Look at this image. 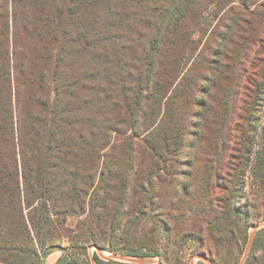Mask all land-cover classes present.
I'll list each match as a JSON object with an SVG mask.
<instances>
[{"label": "trees", "instance_id": "1", "mask_svg": "<svg viewBox=\"0 0 264 264\" xmlns=\"http://www.w3.org/2000/svg\"><path fill=\"white\" fill-rule=\"evenodd\" d=\"M261 216L264 0H0V264H225Z\"/></svg>", "mask_w": 264, "mask_h": 264}, {"label": "rangeland", "instance_id": "2", "mask_svg": "<svg viewBox=\"0 0 264 264\" xmlns=\"http://www.w3.org/2000/svg\"><path fill=\"white\" fill-rule=\"evenodd\" d=\"M243 200H244V198L240 197L238 199V203H242ZM261 221H264V217L263 216H261L259 218V220H257L255 223L258 224ZM66 222H67V224L69 226H73L75 224V219L69 218V219L66 220ZM253 227H254V225L251 226V228L249 229V233L253 229ZM247 241H248V239H247ZM61 244L62 245H67V241L63 240ZM246 245H247V242H246V244L244 246L243 251L242 250H236L234 252L232 258L228 259V262L227 261L224 262L223 260L222 261L225 264H239V262L241 261L243 255H244ZM251 247H252V244H251ZM251 247H250V250H251ZM250 250H249V252L247 254V257H246V260H245L244 264L247 261V258H248L249 254H250ZM95 251H97V249L94 246L89 247V250H88V253H87V258L83 257L82 259L84 261L85 260L88 261L89 264H93V259H94L93 254H94ZM206 252H208V251H206ZM104 254L105 255H109V253H107V252H105ZM60 255H61V251H59V250L51 252L46 257V259H45L43 264H60V263H58V258L60 257ZM196 255H198V254H190V249H188L187 246L185 248H178L177 247V249L175 251L173 250V257L175 258V264H191V261H192L193 264H208V263L203 262V261H201L199 259H196ZM206 255H207V253H206ZM210 256L211 257H208V256L207 257L209 259H211L215 264H217L215 262V260L213 259L212 255H210ZM153 264H160L159 259L156 258Z\"/></svg>", "mask_w": 264, "mask_h": 264}, {"label": "water", "instance_id": "3", "mask_svg": "<svg viewBox=\"0 0 264 264\" xmlns=\"http://www.w3.org/2000/svg\"><path fill=\"white\" fill-rule=\"evenodd\" d=\"M264 228V221L259 222L258 224L254 225L253 229L250 231L249 233V237H248V241H247V245L245 248V252L244 255L241 259V261L239 262V264H244L247 254L250 250L251 244L253 242L255 233L261 229ZM97 253L98 256L105 261L108 260H114L117 262H123V263H130V264H153L155 260L150 259V258H142V257H133V256H126V255H122V254H115V253H109V255H105V251L101 250L100 248H97ZM196 259H199L203 262H206L208 264H215L211 259H209L206 255L204 254H198L196 255ZM93 264H97L96 260L93 259ZM191 264L192 261H191Z\"/></svg>", "mask_w": 264, "mask_h": 264}]
</instances>
